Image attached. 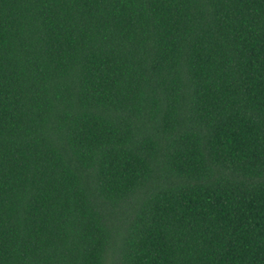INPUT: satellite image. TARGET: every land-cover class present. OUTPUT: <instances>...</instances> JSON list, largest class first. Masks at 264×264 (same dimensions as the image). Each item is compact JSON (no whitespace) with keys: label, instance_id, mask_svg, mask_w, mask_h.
<instances>
[{"label":"trees","instance_id":"1","mask_svg":"<svg viewBox=\"0 0 264 264\" xmlns=\"http://www.w3.org/2000/svg\"><path fill=\"white\" fill-rule=\"evenodd\" d=\"M0 264H264V0H0Z\"/></svg>","mask_w":264,"mask_h":264}]
</instances>
